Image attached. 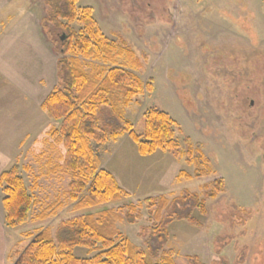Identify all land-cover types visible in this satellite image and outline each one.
Masks as SVG:
<instances>
[{
	"label": "rangeland",
	"instance_id": "1",
	"mask_svg": "<svg viewBox=\"0 0 264 264\" xmlns=\"http://www.w3.org/2000/svg\"><path fill=\"white\" fill-rule=\"evenodd\" d=\"M16 1L10 3L11 9L28 6L44 16L46 35L55 30L45 21L51 12L46 0ZM77 4L92 7L102 33L112 42L125 41L135 51L142 63L135 72L153 86L125 110L136 133L144 132L147 109H162L179 123L176 136L181 147H187L184 139L189 137L202 144L210 161L208 175L180 179L182 170L195 171L187 156L180 159L162 150L141 155L128 134L108 139L112 131L106 127L104 111L98 118L108 142L98 148L99 167L111 172L128 195L85 213L114 209L122 218L116 223L118 230L145 248L153 215L144 205L131 221L128 204L159 194L173 201L185 191L203 197V187L223 177L225 191L206 200L205 213H192L200 224L187 219L171 222L164 249L172 252L177 264H264V0H78ZM53 33L59 41L65 36V31ZM52 47L55 51L60 45ZM81 60L89 70L104 65L101 59ZM52 84L42 90L33 82L31 92L45 95ZM17 103L13 101L14 115ZM27 112L28 122L14 132L11 151L8 148L7 158L0 160V176L19 165L37 203L29 220L7 230V264H19L17 251L47 228L56 236L59 223L78 214L68 195L72 176L61 168L64 147L48 132L60 122L35 100H29ZM1 202L0 187V208ZM172 207L163 213L168 216ZM41 214L46 217L40 219ZM74 254L89 256L83 246L75 247Z\"/></svg>",
	"mask_w": 264,
	"mask_h": 264
},
{
	"label": "trees",
	"instance_id": "2",
	"mask_svg": "<svg viewBox=\"0 0 264 264\" xmlns=\"http://www.w3.org/2000/svg\"><path fill=\"white\" fill-rule=\"evenodd\" d=\"M46 1L51 12L45 21L55 28L47 31V36L54 47L60 45L59 50L55 48L60 58L57 62L58 86L46 96L42 109L60 122L59 127H52L48 132L64 147L61 168L72 176L68 195L76 203L78 214L62 220L56 236L47 228L22 251H17L19 264H177L172 252L164 249L169 224L187 219L199 225L192 213L194 210L206 212V200L225 191V179L216 177L210 185H205L203 197L198 192L185 191L173 201L159 194L128 204L127 215L131 221L144 205L153 215L145 248L118 230L116 223L122 218L114 209L85 213V210L128 195L111 172L99 167L98 148L108 142L107 130L98 118L104 111L106 127L112 131L108 139L116 141L128 134L141 155L162 150L175 153L180 159L187 156L195 171L182 170L178 175L180 179L190 181L208 175L210 161L202 144H194L189 137L184 139L187 147H181L176 136L180 125L162 109H147L143 114L144 132L136 133L133 123L124 116L125 110L134 98L151 91L153 86L135 72L142 66L135 51L125 41L112 42L102 33L92 7H80L78 0ZM56 31H65V36L60 38L61 44L51 36ZM81 57L101 59L104 65L89 70ZM0 187L6 226L12 228L24 224L37 202L24 183L19 165L1 174ZM169 206L173 209L166 216L163 211ZM45 217L39 215L40 219ZM77 246L87 248L89 256H76L74 249Z\"/></svg>",
	"mask_w": 264,
	"mask_h": 264
},
{
	"label": "crops",
	"instance_id": "3",
	"mask_svg": "<svg viewBox=\"0 0 264 264\" xmlns=\"http://www.w3.org/2000/svg\"><path fill=\"white\" fill-rule=\"evenodd\" d=\"M12 1L14 0H0L1 161L7 158V149L10 148L11 151L14 132L23 130V125L28 122L29 100H35L42 107L46 96L58 85V56L44 31V16H39L37 11H29L28 6L25 8L21 5L19 8L11 9L9 5ZM33 82L40 85L42 90L49 88L46 84L49 86L53 82L54 84L47 94L39 96L31 92ZM14 100L18 102L16 105L18 112L15 115ZM7 230L10 228L5 224V210L1 202L0 264H7Z\"/></svg>",
	"mask_w": 264,
	"mask_h": 264
}]
</instances>
